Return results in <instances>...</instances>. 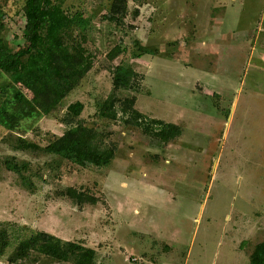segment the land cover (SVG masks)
I'll use <instances>...</instances> for the list:
<instances>
[{
    "label": "rangeland",
    "instance_id": "rangeland-1",
    "mask_svg": "<svg viewBox=\"0 0 264 264\" xmlns=\"http://www.w3.org/2000/svg\"><path fill=\"white\" fill-rule=\"evenodd\" d=\"M141 1L128 0L121 24L103 19L107 0L63 2L90 19L85 47L93 67L57 115L24 119L20 132L0 126V226L9 221L24 225V235L43 230L81 242L95 249L94 264H247L264 239V0ZM23 3L0 0L12 47L25 43ZM210 13L217 14L212 27ZM135 40L148 49L141 56ZM115 45L123 50L110 62ZM118 62L143 78L138 91L118 96L134 94L139 111L179 124L181 136L162 143L125 115L112 124L95 115ZM75 100L86 124L109 131V165L79 166L17 147L16 134L41 146L60 135L65 106ZM7 160L27 164L25 183ZM67 188L83 199L64 194ZM10 250L0 264H73L36 252L10 263Z\"/></svg>",
    "mask_w": 264,
    "mask_h": 264
},
{
    "label": "trees",
    "instance_id": "trees-1",
    "mask_svg": "<svg viewBox=\"0 0 264 264\" xmlns=\"http://www.w3.org/2000/svg\"><path fill=\"white\" fill-rule=\"evenodd\" d=\"M64 1L24 0L21 10L26 20L25 43L21 46L12 47L3 34L4 25H0V76H6L0 82V126L10 132L24 131L20 124L24 119L57 115L64 107V98L77 88L93 67V55L85 47V31L90 19L79 9L67 11L62 6ZM103 7V19L121 24L128 13V0H107ZM137 11V8L131 11L133 16ZM134 44L137 49L135 56L147 52V47L140 45L138 40ZM122 50L115 45L107 53L110 62ZM109 68L111 90L96 103L97 117L112 124L120 114L125 115V121L128 119L144 134L162 143L181 136L183 129L179 124L139 111L135 107L137 98L134 94L118 96L122 89L139 90L143 79L139 72L122 62ZM83 107L80 100L65 106L61 117L65 129L60 135L50 133L45 146L27 140L20 133L16 134L17 147L40 150L79 166L102 168L109 165L115 157V145L107 141L110 133L86 124L81 117ZM6 165L18 173L23 182L26 180L21 172L27 167L26 163L7 160ZM64 194L76 202L83 199V193L74 188H67ZM24 230V225L9 221L0 226V256L11 248L6 256L10 263L28 260L31 252H36L54 261L94 264L96 254L92 247L43 230L24 235ZM247 264H264V239L253 246Z\"/></svg>",
    "mask_w": 264,
    "mask_h": 264
},
{
    "label": "crops",
    "instance_id": "crops-1",
    "mask_svg": "<svg viewBox=\"0 0 264 264\" xmlns=\"http://www.w3.org/2000/svg\"><path fill=\"white\" fill-rule=\"evenodd\" d=\"M217 14L215 15V17L213 16L212 17V13H210V19L211 20H209V24H208V27H212L214 24H217V22H216V20H217ZM213 18H214V20H213ZM216 30V29H215ZM222 35V34H221Z\"/></svg>",
    "mask_w": 264,
    "mask_h": 264
}]
</instances>
